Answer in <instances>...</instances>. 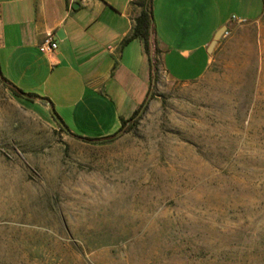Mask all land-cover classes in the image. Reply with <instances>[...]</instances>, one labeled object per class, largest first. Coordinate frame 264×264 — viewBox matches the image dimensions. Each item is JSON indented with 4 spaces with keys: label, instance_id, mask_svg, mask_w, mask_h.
Returning a JSON list of instances; mask_svg holds the SVG:
<instances>
[{
    "label": "rangeland",
    "instance_id": "374dc122",
    "mask_svg": "<svg viewBox=\"0 0 264 264\" xmlns=\"http://www.w3.org/2000/svg\"><path fill=\"white\" fill-rule=\"evenodd\" d=\"M226 30L102 142L0 79V264H264V12Z\"/></svg>",
    "mask_w": 264,
    "mask_h": 264
},
{
    "label": "crops",
    "instance_id": "0c3cea01",
    "mask_svg": "<svg viewBox=\"0 0 264 264\" xmlns=\"http://www.w3.org/2000/svg\"><path fill=\"white\" fill-rule=\"evenodd\" d=\"M151 53L133 38L146 0H0V73L42 101L69 132L100 139L142 110L155 59L170 80L205 74L215 33L258 20L264 0H152ZM48 36L57 47L42 52ZM40 100V99H39Z\"/></svg>",
    "mask_w": 264,
    "mask_h": 264
},
{
    "label": "trees",
    "instance_id": "16d2710c",
    "mask_svg": "<svg viewBox=\"0 0 264 264\" xmlns=\"http://www.w3.org/2000/svg\"><path fill=\"white\" fill-rule=\"evenodd\" d=\"M151 2H152V0L146 1V7L141 11L140 15L136 19V24H135L134 31H133V38L139 39L140 41L143 42L145 53L147 54L148 58H150L149 56L151 53V43H152L151 42V34H152V6H151ZM157 53H158V50L155 46L153 48V53H152L153 59H155L154 56H156ZM151 70H152V66H151ZM0 79L7 86V88L10 90V92L17 98H24V99L37 98V99H40L42 101H47L46 98L41 99L35 94L26 93V92L16 88L15 86L9 84L7 82V80L2 76L1 73H0ZM140 112H141V109L139 108L138 110H136L134 112V114L129 119H127V120L121 119V125H120L119 129L114 134L107 136V137H104V138H100V139L84 138V137H81L79 135L73 134V133L69 132L65 126H63V124L59 121V118L56 116V114L54 112H51V117L58 123L59 128L63 132L70 134L75 139L80 140L82 142H86V143H97V142H102L106 139H109L111 137L118 135L119 133L123 132L126 129V127L127 128L133 127L135 125V123L137 122L139 116H140Z\"/></svg>",
    "mask_w": 264,
    "mask_h": 264
},
{
    "label": "built area",
    "instance_id": "2783aa9c",
    "mask_svg": "<svg viewBox=\"0 0 264 264\" xmlns=\"http://www.w3.org/2000/svg\"><path fill=\"white\" fill-rule=\"evenodd\" d=\"M232 20H235L237 23H244V20H238L234 16L231 18ZM228 35V31L226 30L224 33V36ZM57 47L56 42H54L50 36L44 39V41L40 45V50L42 52H47L55 49Z\"/></svg>",
    "mask_w": 264,
    "mask_h": 264
},
{
    "label": "water",
    "instance_id": "95a60500",
    "mask_svg": "<svg viewBox=\"0 0 264 264\" xmlns=\"http://www.w3.org/2000/svg\"><path fill=\"white\" fill-rule=\"evenodd\" d=\"M225 31H226V27L223 26L215 33L213 40L210 43V50L214 48V46L217 44L220 38L224 35Z\"/></svg>",
    "mask_w": 264,
    "mask_h": 264
}]
</instances>
